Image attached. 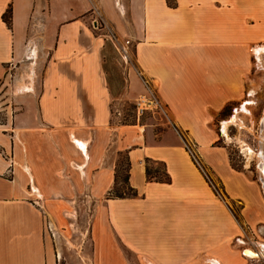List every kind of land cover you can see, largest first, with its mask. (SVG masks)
I'll use <instances>...</instances> for the list:
<instances>
[{"label":"crops","instance_id":"1","mask_svg":"<svg viewBox=\"0 0 264 264\" xmlns=\"http://www.w3.org/2000/svg\"><path fill=\"white\" fill-rule=\"evenodd\" d=\"M105 14L131 30L126 95H147L146 82L173 129L155 139L138 123L113 122L105 42L85 0H0V85L24 62L40 73L0 130V264H56L52 235L80 190L94 206L95 264H242L226 204L238 198L235 184H222L224 200L200 165L220 179L231 171L217 124L254 83L264 0H125L118 13L109 1ZM124 152L137 196L110 199ZM147 165H162L170 182L148 181ZM256 248L264 258V244Z\"/></svg>","mask_w":264,"mask_h":264},{"label":"rangeland","instance_id":"2","mask_svg":"<svg viewBox=\"0 0 264 264\" xmlns=\"http://www.w3.org/2000/svg\"><path fill=\"white\" fill-rule=\"evenodd\" d=\"M85 1L89 4V21L95 23L92 29L105 42L103 47L104 70L113 95L112 116L115 112L119 113V116L115 115L112 118L113 122L126 125L138 123L140 127H145L151 135L155 136V139L159 138L167 129H173L172 126L160 113L145 112L138 119L133 105L137 98L132 99L125 93L128 72L133 70L134 43L130 40L129 25L126 24V30L114 29L105 14L109 1L118 13V8L125 0ZM122 18L127 20L125 13ZM29 63L24 62L18 66L0 85V130H6L8 119L18 113V103L24 93L28 91L34 93L39 87L40 73L33 76L32 69L34 70L36 65H33V61L31 65ZM254 64L253 85H249L248 92L244 93L240 102L226 108L222 119L217 124L221 137L218 145L226 151L231 168V171L226 174L227 179L212 176L196 158V161L201 164L206 179L224 200L229 197L222 184H235L233 187L238 192V198L226 200V204L240 225V234L235 244L243 260L242 264H264L261 261L250 262L245 259L244 251L242 252L243 247L238 243V240H241L246 243L261 242L264 244V236L259 233V230L261 232L264 230V197L258 157L264 152L262 121L264 118V55L260 59L255 55ZM233 117L236 120L230 123L229 120ZM226 124L228 126L223 131ZM182 139L186 147L194 153L195 148L192 143L185 136H182ZM248 148L252 153L254 152L249 156V160L246 153ZM116 161L121 162L118 169V183H120L126 162L119 153ZM149 169L162 172L161 165H150ZM116 190L122 191V187L118 184ZM71 202L69 212L65 216V228L61 229V232L58 230V236L53 237L52 235V244L55 251L58 250V253H55L56 264H95L94 260L97 261V257L93 255L90 234L94 206L88 201L84 190L78 191ZM250 254L248 253L247 256Z\"/></svg>","mask_w":264,"mask_h":264},{"label":"trees","instance_id":"3","mask_svg":"<svg viewBox=\"0 0 264 264\" xmlns=\"http://www.w3.org/2000/svg\"><path fill=\"white\" fill-rule=\"evenodd\" d=\"M10 9L7 10V12L4 15V21L6 22V24L8 26H10ZM120 157H122L124 159L125 163V168L124 170H122L124 172V175L121 178L120 183H118V169L120 168L121 162L120 163H116V170H115V180H114V185L112 187V189L108 192L107 197L110 199H116V198H132V197H136L137 196V192L132 189L129 184V170H130V163L128 160V156L127 153H120L119 154ZM148 164V162H146ZM162 167V172L159 171H151L148 167V165L146 166V178L148 181H157V182H161V183H169L170 179L168 177V175L165 173L164 171V167L161 165ZM118 184L122 187V191H117V186Z\"/></svg>","mask_w":264,"mask_h":264},{"label":"built area","instance_id":"4","mask_svg":"<svg viewBox=\"0 0 264 264\" xmlns=\"http://www.w3.org/2000/svg\"><path fill=\"white\" fill-rule=\"evenodd\" d=\"M143 83H144V87L146 89L147 95H144V96H141V97L137 98L135 100V102L133 103L134 109H135V112H136V117L139 119V117L143 116V114L145 112L160 113L163 116H165L164 108L161 106L160 102L156 99L154 94L151 92V90L148 87L147 83L146 82H143ZM113 115L114 116L115 115L119 116V113L115 112V114H113ZM259 233H261L264 236V230L262 232L259 230ZM243 243H244V246H242L243 249H246V248L253 249V243H246L244 241H243ZM243 251H245V250H243ZM243 256L245 257V259H247L248 261L252 262L251 259H249L245 255H243ZM253 261H257V260H253Z\"/></svg>","mask_w":264,"mask_h":264},{"label":"bare ground","instance_id":"5","mask_svg":"<svg viewBox=\"0 0 264 264\" xmlns=\"http://www.w3.org/2000/svg\"><path fill=\"white\" fill-rule=\"evenodd\" d=\"M255 55L258 57V59H260L263 55H264V46H262V47H256L255 48ZM27 90H30L29 88H26ZM235 117H233V118H231V120H229V122L230 123H234L235 122ZM263 131H264V118H263ZM228 124V123H227ZM225 125L224 126V130L223 131H225L226 130V128H227V126L228 125ZM264 135V134H263ZM263 140H264V138H263ZM77 144L79 145V146H83L81 143H79V142H77ZM246 153H247V155H248V157H247V159L249 160V156L250 155H252L253 153H252V151L250 150V148H248V149H246ZM256 155V154H255ZM258 157H259V159H260V166H259V169H260V171H261V186H262V191H263V194H264V152H262L261 154H259L258 155ZM37 192V191H36ZM258 244V242L256 243V242H254L253 243V249H251V248H249L250 249V252H249V256H248V258L249 259H251L252 261L253 260H259V261H262V262H264V258H262V257H260V253H259V251H258V249L256 248V245ZM256 254V256H254ZM251 256V257H250ZM264 256V255H263Z\"/></svg>","mask_w":264,"mask_h":264}]
</instances>
